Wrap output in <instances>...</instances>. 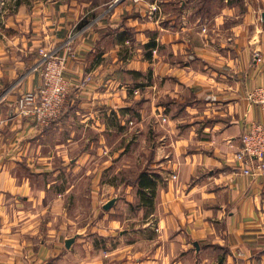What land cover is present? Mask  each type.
Masks as SVG:
<instances>
[{"label": "crops", "instance_id": "crops-1", "mask_svg": "<svg viewBox=\"0 0 264 264\" xmlns=\"http://www.w3.org/2000/svg\"><path fill=\"white\" fill-rule=\"evenodd\" d=\"M9 4L0 10V264H264V177L235 159L245 123L264 122L248 98L264 86V0ZM42 47L67 57L70 81L49 124L17 115L19 96L42 85ZM132 109L142 123L130 124ZM132 128L142 132L141 173L156 183L142 201L139 177L113 182ZM73 195L92 203L84 223Z\"/></svg>", "mask_w": 264, "mask_h": 264}, {"label": "built area", "instance_id": "built-area-1", "mask_svg": "<svg viewBox=\"0 0 264 264\" xmlns=\"http://www.w3.org/2000/svg\"><path fill=\"white\" fill-rule=\"evenodd\" d=\"M42 85L34 92L22 93L17 100V115L31 116L43 124L57 119L66 107L70 81L66 77L67 57L54 51L40 48ZM256 62L263 60L260 52L254 54ZM249 100L264 111V86L254 88L248 94ZM235 159L242 164L246 175L264 177V122L248 120L241 135V147Z\"/></svg>", "mask_w": 264, "mask_h": 264}, {"label": "rangeland", "instance_id": "rangeland-1", "mask_svg": "<svg viewBox=\"0 0 264 264\" xmlns=\"http://www.w3.org/2000/svg\"><path fill=\"white\" fill-rule=\"evenodd\" d=\"M26 1H30V0H0V10L3 8V4L5 2H10L11 5L9 4V6L11 8H14V5L16 6V5H19L21 3H25ZM3 20L4 19L0 18V24ZM152 52H153V50H152ZM158 118L163 120V123H165L166 119H167L166 116H160ZM129 119H130L129 122L131 125H137L138 123H142V116L139 115V112L136 109H132ZM154 119H156V118L153 117L149 120L150 125L155 123ZM134 129H136V128H132L130 135H129L130 146L127 149L126 155L124 157V159L126 160L125 163L122 164L123 163L122 160L119 162L118 160H120V159H118L117 160L118 163L114 165V171H115L114 175L118 178L117 180L113 181L115 183V186H119L122 183L124 184V182H126V184L127 183L133 184L135 181L137 182L136 178H138L140 173L142 172V132H137ZM83 185H85V181H83ZM121 191H124V190H122L120 188L118 189V187H117L116 192H121ZM113 193L110 192L109 194L112 195ZM109 194L108 195H101L99 197L100 200H102L104 198H108V196H110ZM77 198L78 199H76V197L73 195L72 199L69 200V202H70L71 206L77 205L78 208L82 209L80 215L82 217L81 220L84 223L91 218L90 217V210L92 207V203L90 201L89 196L82 195V196H77ZM121 216H125V213H121ZM126 216L127 217H129V216L135 217L138 215H136V212L132 211L131 213H126ZM131 223H134V222H128L127 224L123 225L121 227V229L129 228V225ZM82 230L85 232L86 228L83 227ZM103 236L106 237L105 234Z\"/></svg>", "mask_w": 264, "mask_h": 264}, {"label": "trees", "instance_id": "trees-1", "mask_svg": "<svg viewBox=\"0 0 264 264\" xmlns=\"http://www.w3.org/2000/svg\"><path fill=\"white\" fill-rule=\"evenodd\" d=\"M155 46V43H149L148 48H153ZM138 187H139V193L142 201V188H150L152 191L155 190L156 188V183L153 181L147 173H140L139 178H138Z\"/></svg>", "mask_w": 264, "mask_h": 264}, {"label": "water", "instance_id": "water-1", "mask_svg": "<svg viewBox=\"0 0 264 264\" xmlns=\"http://www.w3.org/2000/svg\"><path fill=\"white\" fill-rule=\"evenodd\" d=\"M117 198H113L111 200H109L105 205H104V209H110L116 202ZM75 241V237H71L69 239H67L66 241V245L67 247H70Z\"/></svg>", "mask_w": 264, "mask_h": 264}]
</instances>
